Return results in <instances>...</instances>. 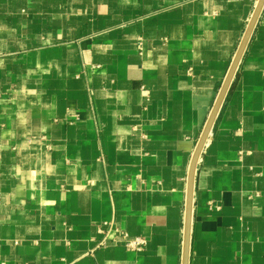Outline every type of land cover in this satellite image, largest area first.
<instances>
[{
  "label": "crops",
  "instance_id": "crops-1",
  "mask_svg": "<svg viewBox=\"0 0 264 264\" xmlns=\"http://www.w3.org/2000/svg\"><path fill=\"white\" fill-rule=\"evenodd\" d=\"M257 2L0 0V264H182ZM105 222L145 248L98 246ZM189 264H264V7L198 160Z\"/></svg>",
  "mask_w": 264,
  "mask_h": 264
},
{
  "label": "water",
  "instance_id": "water-1",
  "mask_svg": "<svg viewBox=\"0 0 264 264\" xmlns=\"http://www.w3.org/2000/svg\"><path fill=\"white\" fill-rule=\"evenodd\" d=\"M263 7H264V0H258L254 8L253 14L240 40V43L238 45L235 56L231 62L228 73L224 79V82L220 88L218 96L214 102L213 108L210 112L207 122L203 128V131L198 140L196 149L194 151V154L191 160L190 170H189V175H188V189H187V200H186V208H185L182 264H189V258H190V241H191L192 213H193V200H194V184H195V174H196L198 160L202 153L204 145L208 139V136L212 130V127L215 123L216 117L222 106L225 96L232 83V80L236 74L239 63L250 41V38L252 36L256 23L260 17Z\"/></svg>",
  "mask_w": 264,
  "mask_h": 264
},
{
  "label": "built area",
  "instance_id": "built-area-1",
  "mask_svg": "<svg viewBox=\"0 0 264 264\" xmlns=\"http://www.w3.org/2000/svg\"><path fill=\"white\" fill-rule=\"evenodd\" d=\"M104 225H110L108 231H105L104 238L99 242L98 246H106L109 243L110 232H115V235L111 238L112 243L122 242L125 246L134 250H143L146 245V239L142 236L131 237L126 230L121 228L112 229V224L105 222ZM103 232V231H102Z\"/></svg>",
  "mask_w": 264,
  "mask_h": 264
}]
</instances>
